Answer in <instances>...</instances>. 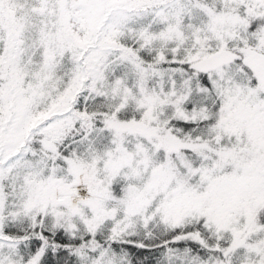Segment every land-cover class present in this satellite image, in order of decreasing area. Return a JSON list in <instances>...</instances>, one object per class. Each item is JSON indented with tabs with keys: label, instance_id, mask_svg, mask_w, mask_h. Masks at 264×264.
<instances>
[{
	"label": "snow or ice",
	"instance_id": "1",
	"mask_svg": "<svg viewBox=\"0 0 264 264\" xmlns=\"http://www.w3.org/2000/svg\"><path fill=\"white\" fill-rule=\"evenodd\" d=\"M0 264H264V0H0Z\"/></svg>",
	"mask_w": 264,
	"mask_h": 264
}]
</instances>
